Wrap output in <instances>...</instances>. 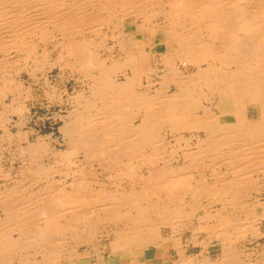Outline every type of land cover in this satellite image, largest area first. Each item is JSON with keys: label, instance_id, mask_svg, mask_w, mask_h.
I'll return each mask as SVG.
<instances>
[{"label": "bare ground", "instance_id": "obj_1", "mask_svg": "<svg viewBox=\"0 0 264 264\" xmlns=\"http://www.w3.org/2000/svg\"><path fill=\"white\" fill-rule=\"evenodd\" d=\"M165 243L264 264V0H0V264Z\"/></svg>", "mask_w": 264, "mask_h": 264}, {"label": "rangeland", "instance_id": "obj_2", "mask_svg": "<svg viewBox=\"0 0 264 264\" xmlns=\"http://www.w3.org/2000/svg\"><path fill=\"white\" fill-rule=\"evenodd\" d=\"M127 30H129V27L127 26V28H126ZM158 38H160V35H158ZM141 42H138V44H140ZM160 49L162 50L163 49V47L161 48L160 47ZM48 75H49V77L52 79L53 77H56V75H57V69H52V70H50V71H48V73H47ZM20 75V74H19ZM18 75V76H19ZM17 76V74L16 75H14V77H15V81L20 77V78H22V79H25L27 76H26V74H24V73H22L19 77ZM23 76V77H22ZM58 78V77H57ZM57 78H53V79H57ZM67 79V78H66ZM72 81L71 80H65V85L67 86L66 88L69 90V92H71L72 91ZM71 87V88H70ZM35 90V89H34ZM36 95V94H35ZM33 97H34V95H33ZM28 100V101H27ZM26 101H25V104H26V106H27V108H30V106H31V104H32V101L31 100H33V98H29V99H27ZM7 102H8V100H6ZM33 107V106H32ZM31 107V112L29 111V112H27V116H29L30 117V119L27 121V123H26V125H25V128H37V129H39L40 128V130H41V133L43 134V135H47V134H51L52 135V141H53V143L54 144H58L59 145V143H58V141H59V139H60V134H59V131H58V129H59V127H60V125H61V121L59 120V119H55V120H53V118H52V115L55 113V112H59V111H61V109H60V106H54V107H52V110H51V112H48V116L47 117H45V121H44V123L42 122V123H37L36 122V117L37 116H44V115H47V113L45 112V111H43L42 109H40L39 108V110H38V113L37 114H35V108L33 107L32 108ZM220 107H221V109H224V108H229V105H228V103H223V104H221L220 105ZM42 110V111H41ZM66 112H67V108L65 107V115H66ZM42 113H44L43 115H42ZM62 114H64L63 113V110H62V112H61ZM36 116V117H35ZM49 118V119H48ZM39 124V125H37V124ZM15 166L16 165H18L16 162H14L13 163ZM12 165V162L10 163V161L8 160V159H6L5 160V162H3V167H5V170H7L10 166ZM12 174H14V172L12 173ZM59 177H57V179H58ZM248 238V237H247ZM248 239H251V238H248ZM259 242V241H258ZM224 244H226L225 242H223V243H221L220 244V246L218 247V249H215V248H213L211 251H210V253L213 255V256H215V255H217V254H222L223 252H222V247H223V245ZM222 245V246H221ZM83 248L85 249L86 248V246H80V251H82L83 250ZM165 248H169L170 250H171V246H170V244L169 243H165ZM166 249V251L165 250H161V249H157V248H155V249H151V250H149V253L152 255H150L149 254V260L147 261V264H161L163 261L161 260V259H158V258H155L154 257V255L157 257L160 253H161V251L162 252H165V254H167V261L164 263V264H171V257H170V255H169V253H171L170 251H169V249L167 250ZM104 252H106L105 254H106V256H108V254L110 253V249H109V247H106L105 248V251ZM139 253H140V255L141 256H145V251L144 250H141V251H139ZM127 254L126 253H122V254H119V256H114V257H111V258H107V261H108V263H110V264H126V263H128V259H127V257L128 256H126ZM132 256V259H133V255H131ZM154 257V258H153Z\"/></svg>", "mask_w": 264, "mask_h": 264}, {"label": "crops", "instance_id": "obj_3", "mask_svg": "<svg viewBox=\"0 0 264 264\" xmlns=\"http://www.w3.org/2000/svg\"><path fill=\"white\" fill-rule=\"evenodd\" d=\"M219 246H220V245H219ZM221 246H222V245H221ZM157 249H161L162 251H163V250L166 251L167 248L159 247V248H157ZM168 249H169V248H168ZM168 249H167V250H168ZM216 249H218V248H216ZM221 249H222V252H223L222 254L226 253V251H227V244H224L223 247H222ZM211 250H212V249H211ZM211 250H210V251H211ZM162 251H161V253L157 256V258H158V259H161V260L163 261L161 264H164L168 259H167V254H165V252H162ZM169 251L171 252L170 249H169ZM169 255H170V257H172V256H171V253H169ZM154 257L156 258L155 255H154ZM154 257H153V258H154Z\"/></svg>", "mask_w": 264, "mask_h": 264}]
</instances>
